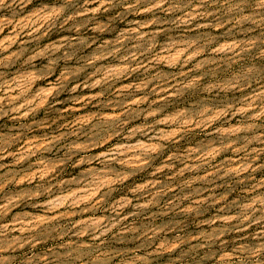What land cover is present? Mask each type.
<instances>
[{
	"label": "rangeland",
	"instance_id": "1",
	"mask_svg": "<svg viewBox=\"0 0 264 264\" xmlns=\"http://www.w3.org/2000/svg\"><path fill=\"white\" fill-rule=\"evenodd\" d=\"M0 264H264V0H0Z\"/></svg>",
	"mask_w": 264,
	"mask_h": 264
}]
</instances>
